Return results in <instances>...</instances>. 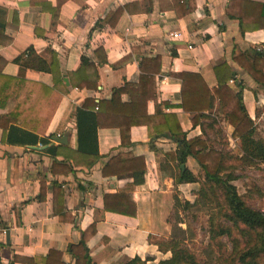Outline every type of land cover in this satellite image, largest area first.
Masks as SVG:
<instances>
[{"label":"crops","instance_id":"crops-1","mask_svg":"<svg viewBox=\"0 0 264 264\" xmlns=\"http://www.w3.org/2000/svg\"><path fill=\"white\" fill-rule=\"evenodd\" d=\"M173 1L0 0V9L6 11L4 36L12 41L0 46V58L5 61L0 77L4 104L0 107V218L8 227L0 229V264H25L14 258L45 257L50 250L61 252L65 263L74 264L66 250L79 242L81 232L91 224L95 235L87 247L93 264H126L135 257L158 264L169 257L149 238L170 234L175 184L172 175H165L174 172L166 154L176 151V143L161 136L155 139L154 150L150 149L147 127L134 126L129 131L130 144L123 146L119 129L110 126V121L121 120L120 115H102L106 126L97 127V108H81L85 101H110L112 92L121 87L126 93L120 104L136 103L139 66L143 60L158 57L157 104L172 106L163 108L162 114L175 116L187 139L213 140L212 134L207 136L210 121L193 126L192 115L179 108L181 83L174 75H199L213 90L217 83L212 66L227 63L236 75L228 87L242 88L244 106L253 120L261 89L233 62V56L251 49L264 52V31L240 35L238 22L226 13L230 0H184L178 5ZM57 7L53 29L51 10ZM118 9L123 12L110 26ZM173 34L179 38H172ZM99 49L102 53L95 55ZM28 50L47 61L46 51L56 55L64 87H55L49 73L27 69L19 74L14 60ZM82 57L96 66L95 90L70 85L69 74L79 69ZM156 106L154 101L147 102L144 118L148 123L156 116ZM217 107L214 100L208 114L226 126L229 141L232 128L215 117ZM53 137L66 138V143H56ZM114 157L145 161V183L132 190L135 217L103 210L104 195L130 190V179L101 175ZM55 162L61 166L56 165L52 173ZM67 167L72 171L65 173ZM186 167L202 173L191 158ZM53 183L60 186L55 197ZM41 184L44 196L39 200ZM198 187L181 184L176 190L192 203ZM54 202L65 215L64 221L54 214Z\"/></svg>","mask_w":264,"mask_h":264},{"label":"trees","instance_id":"trees-1","mask_svg":"<svg viewBox=\"0 0 264 264\" xmlns=\"http://www.w3.org/2000/svg\"><path fill=\"white\" fill-rule=\"evenodd\" d=\"M192 1V0H189ZM184 0L173 1V5L183 3ZM123 10L118 9L109 20V25L119 19ZM227 16L231 20L238 22L240 35L257 31H264V3L247 0H230L226 9ZM52 27L57 24L59 7L51 10ZM6 24V11L0 9V46H9L11 39L4 36ZM102 53L97 50L95 55ZM48 61L42 56L36 55L32 50H28L14 60L19 66V74L31 69L39 72L49 73L53 77L54 86H63L62 74L59 71L56 55L51 51H46ZM103 62V61H101ZM235 62L255 83L264 91V52L257 49L240 52L233 56ZM5 61L0 58V77L1 70ZM141 76L139 78V96L136 103L120 104V98L126 93V88L121 87L112 92L110 101H85L81 109L92 110L97 108L95 116L97 127H105L102 122V115H120L121 120L116 123L110 121V126L117 127L121 135V145L129 143V131L134 126H145L148 129L149 147L154 150V141L157 137H165L176 143V151L166 154V158L174 164V172L166 173L172 175L174 179L173 212L175 219L172 224V232L168 238L151 237L149 240L157 247L163 255L169 257L160 261L158 264H201L197 262L196 256L186 246V239L183 237L184 230H176L177 225L181 224L180 213H189L194 208H208L210 213L208 241L206 247L213 254L210 247L220 254L218 259L226 264H264V211L251 208L238 194L233 181L236 180L231 172H227V162L230 158L219 147L210 145L209 138L187 139L181 131L175 116L162 114L163 108H171L169 103L157 104V94L154 84V76L159 73L160 59L143 60L139 66ZM217 87L209 90L199 75L181 73L174 75L181 83L180 105L179 108L192 115V125H201L202 121H210L206 126L213 133L218 132V122L208 114L213 107V101H218L215 117L224 121L232 128L231 139L239 142L241 156L237 160L244 166H254L264 164V140L255 138V124L249 117L242 99V88L238 86L234 89L228 87V82L235 81V73L227 63L213 65ZM98 73L94 63L88 58L82 57L79 69L69 74L70 85L78 90H95L98 83ZM64 87V86H63ZM66 90H62L65 94ZM148 101H154L157 105L155 117L148 121L145 120V109ZM90 104V105H89ZM4 106L0 102V107ZM79 113V112H78ZM157 116L159 118H157ZM104 119V116H103ZM109 123V122H107ZM106 124V123H105ZM2 126V125H1ZM216 128V129H215ZM191 158L199 167L200 173L194 172L186 167L187 159ZM61 164L53 163L54 167ZM65 167V166H64ZM183 167V168H182ZM65 173L71 172L70 168H64ZM146 166L142 157H131L121 159L111 158L101 170L103 178L115 177L116 179H130V190L117 194H106L103 197V210L106 213L122 215L126 217L136 216V205L133 201L132 190L145 183ZM181 184H198L195 192L194 201L188 202L181 200L176 186ZM60 190V186L53 183V196ZM44 196V187L40 185L39 200ZM264 196V194H261ZM53 212L61 220H65V215L58 210L55 205ZM179 212V213H178ZM171 216V217H172ZM171 217L168 222L171 223ZM0 229L7 231L8 227L0 218ZM95 235V225L91 224L81 232L78 243L69 245L66 253L70 255L74 264H93L89 255L87 243ZM226 238L231 245V252L224 258L225 247L221 242ZM225 259V261L223 260ZM16 262L25 264H67L63 261V254L56 250H50L45 257L34 259L14 258ZM147 260L142 261L135 257L126 264H146ZM220 263V264H221ZM13 264V263H9ZM206 264V263H202Z\"/></svg>","mask_w":264,"mask_h":264},{"label":"rangeland","instance_id":"rangeland-1","mask_svg":"<svg viewBox=\"0 0 264 264\" xmlns=\"http://www.w3.org/2000/svg\"><path fill=\"white\" fill-rule=\"evenodd\" d=\"M258 95L259 98L256 100L258 105L255 110V116L253 117L255 138L264 140V91L261 90ZM217 128L219 133L214 136L210 130H208L209 132L207 131V136L212 134L213 137V140L209 139L210 145L219 147L230 158L232 157L230 161L227 162L226 167L227 172H231L236 178V180L233 181V185L236 187L238 194L251 208L264 211V196H261V194H264V164L254 166L242 165L237 160V158L241 156L239 142L232 139L231 142L228 141L225 125L220 124ZM195 192L193 194H195ZM180 199L183 200L181 197ZM191 201L193 202L194 199L192 198ZM173 216L171 217V223L168 222L170 234L172 232V224L175 222ZM210 217L208 208H194L190 210L189 213H180L182 223L177 225L176 230L185 231L183 237L187 241L186 246L193 251L197 262L201 264H220L221 259H218L220 254L214 247H210L213 254L210 256L206 254L209 252V249L206 250V247L210 244L207 233ZM221 242L225 247L224 258L227 259V256L231 252V245L226 238H222ZM225 259L223 260L225 261ZM221 264L226 263L223 262Z\"/></svg>","mask_w":264,"mask_h":264},{"label":"water","instance_id":"water-1","mask_svg":"<svg viewBox=\"0 0 264 264\" xmlns=\"http://www.w3.org/2000/svg\"><path fill=\"white\" fill-rule=\"evenodd\" d=\"M66 81V80H65ZM52 140L56 143L59 144H65L66 143V138H59V137H53ZM183 168V167H182Z\"/></svg>","mask_w":264,"mask_h":264},{"label":"built area","instance_id":"built-area-1","mask_svg":"<svg viewBox=\"0 0 264 264\" xmlns=\"http://www.w3.org/2000/svg\"><path fill=\"white\" fill-rule=\"evenodd\" d=\"M171 36H172V38H175V39L179 38V35L178 34H173ZM229 141L231 142V140H229Z\"/></svg>","mask_w":264,"mask_h":264}]
</instances>
